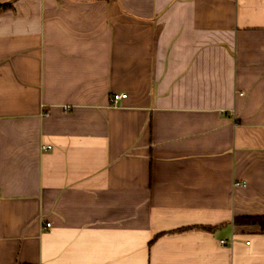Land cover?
I'll use <instances>...</instances> for the list:
<instances>
[{
  "label": "crops",
  "instance_id": "0c3cea01",
  "mask_svg": "<svg viewBox=\"0 0 264 264\" xmlns=\"http://www.w3.org/2000/svg\"><path fill=\"white\" fill-rule=\"evenodd\" d=\"M242 215L264 0H0V264H264Z\"/></svg>",
  "mask_w": 264,
  "mask_h": 264
},
{
  "label": "trees",
  "instance_id": "16d2710c",
  "mask_svg": "<svg viewBox=\"0 0 264 264\" xmlns=\"http://www.w3.org/2000/svg\"><path fill=\"white\" fill-rule=\"evenodd\" d=\"M7 4L1 5V7H6ZM233 223L235 225H255L259 226L261 231L264 232V215H242L233 218ZM204 229H211L209 226H202Z\"/></svg>",
  "mask_w": 264,
  "mask_h": 264
},
{
  "label": "built area",
  "instance_id": "2783aa9c",
  "mask_svg": "<svg viewBox=\"0 0 264 264\" xmlns=\"http://www.w3.org/2000/svg\"><path fill=\"white\" fill-rule=\"evenodd\" d=\"M127 98V93L126 92H119V93H114L111 95L110 103L113 105H116L121 99ZM65 110L68 109L67 107L64 108ZM51 146H45V148H50ZM221 242H223L221 240Z\"/></svg>",
  "mask_w": 264,
  "mask_h": 264
}]
</instances>
